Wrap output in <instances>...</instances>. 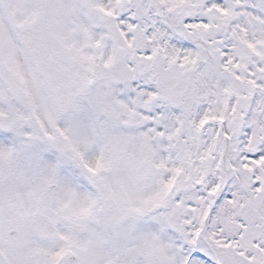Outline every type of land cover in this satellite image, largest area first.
I'll return each mask as SVG.
<instances>
[{
    "label": "snow or ice",
    "instance_id": "snow-or-ice-1",
    "mask_svg": "<svg viewBox=\"0 0 264 264\" xmlns=\"http://www.w3.org/2000/svg\"><path fill=\"white\" fill-rule=\"evenodd\" d=\"M0 264H264V0H0Z\"/></svg>",
    "mask_w": 264,
    "mask_h": 264
}]
</instances>
